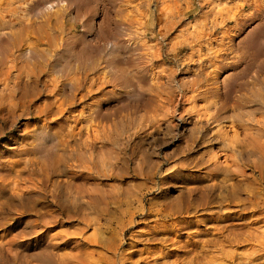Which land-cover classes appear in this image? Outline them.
<instances>
[{"label": "rangeland", "instance_id": "obj_1", "mask_svg": "<svg viewBox=\"0 0 264 264\" xmlns=\"http://www.w3.org/2000/svg\"><path fill=\"white\" fill-rule=\"evenodd\" d=\"M56 1L0 0V43L46 54L0 63V264H264V98L202 95L243 65L206 56L264 54V0ZM110 34L121 71L87 70Z\"/></svg>", "mask_w": 264, "mask_h": 264}, {"label": "bare ground", "instance_id": "obj_2", "mask_svg": "<svg viewBox=\"0 0 264 264\" xmlns=\"http://www.w3.org/2000/svg\"><path fill=\"white\" fill-rule=\"evenodd\" d=\"M59 1V4L61 6H68L70 4H73L74 1L72 0H57ZM56 1V2H57ZM76 1H79V3L81 2H84L85 0H76ZM42 2V1H41ZM87 2V1H86ZM53 2H51L52 4ZM39 3H37L38 5ZM58 4V3H57ZM78 4V3H77ZM76 5V4H75ZM86 5V4H85ZM48 7H51L50 4H44V3H41L39 5V7H37L36 9L34 10H37L35 11L36 13L42 15L43 11L45 8H48ZM54 7V6H53ZM52 7V8H53ZM84 7V6H81V8ZM31 8V7H30ZM34 8V7H33ZM33 8L31 9V11L33 10ZM78 8V6H77ZM28 9V8H26ZM34 10L30 13H33ZM45 10H48V9H45ZM50 10V8H49ZM48 10V11H49ZM78 11V9H76V12ZM29 12V11H28ZM45 13V12H44ZM94 14V13H93ZM49 15V14H48ZM93 16V15H92ZM75 17L77 19H79V13H75ZM173 17V16H172ZM188 17V16H187ZM158 18V17H157ZM168 18V17H167ZM49 19V18H48ZM81 19V18H80ZM91 19V18H90ZM164 20V19H163ZM164 21H167V20H164ZM169 22H171V20H168ZM168 21H167V25H168ZM172 21H175V20H172ZM9 22V21H8ZM33 22V21H32ZM39 23V22H38ZM93 23V22H92ZM165 23V22H164ZM3 24H5L3 22ZM86 24H90V26H92L91 22H89V18L86 19ZM106 22L103 21L101 22L100 24H98V26L96 25V29L98 30V32L100 33H104L102 31V29H104V26H106ZM166 24V23H165ZM165 24H162L164 26H166ZM171 24V23H170ZM175 25V23H173ZM173 24H171V27L174 26ZM34 25V24H33ZM162 25H160L162 27ZM185 25V24H183ZM103 26V27H102ZM164 26L162 27V29L164 30ZM169 26V25H168ZM27 27H30L29 25H26V28ZM42 27V26H41ZM58 27V26H57ZM102 27V28H101ZM32 28V27H31ZM56 28V27H55ZM93 28V27H92ZM112 28V26H111ZM168 29L170 27H167ZM33 29V28H32ZM31 29V30H32ZM95 29V30H96ZM161 29V28H160ZM167 29L166 32L164 33H167L169 30ZM37 31V29H35ZM166 30V29H165ZM200 31V30H199ZM30 32V31H28ZM33 32V30H32ZM35 32V31H34ZM33 32V33H34ZM163 32V31H162ZM37 33V32H36ZM198 33V32H197ZM196 33V35H197ZM98 34V33H97ZM56 35V34H55ZM103 35V34H101ZM195 35V34H194ZM163 36V35H162ZM190 36V35H189ZM192 37H195V36H192ZM191 37V38H192ZM197 37V36H196ZM200 37V36H199ZM190 38V39H191ZM116 39L115 36L111 35L110 34V38H108L105 42H104V50L105 52L103 51H99V48L97 45H93V48H92V51L90 54L87 55L86 52H82L81 54V58H87L89 57L90 58V62H91V66H89V68L87 70H94L96 68V66H98V55L102 52V54L106 55V59H105V62H106V65L110 68V70H112V73H116L118 71H121V63L120 62L121 60L117 59V56L118 54L116 55V53L113 51V49H116L115 46V42L112 41ZM196 40V38H194ZM50 42L49 46H53L51 43L50 40H48ZM198 41V40H196ZM200 42V41H199ZM195 43V41H194ZM263 43V42H261ZM197 44V43H196ZM212 44V43H211ZM264 44V43H263ZM118 45V44H117ZM60 46V45H59ZM103 47V46H102ZM184 47L186 46H181L180 49L183 50ZM241 49L243 50L241 55L236 58V60H232V61H227L225 59V53H223L224 55L222 56L221 58V55L219 57L220 60L216 59V54L215 55H208L206 56V58L203 60V61H207L209 60V62L211 61L212 64L216 63L217 65L213 72L218 73L220 71H223L225 70L226 68H231L232 66H235V64L239 61H241L243 63V65L239 68V70H237L236 72L234 73H230L229 75H226L225 78H223L221 81H222V84L221 86L220 85H211V82H210V86L209 87H206L204 92L202 93L203 97L205 99H208L209 97H215L216 98V101H213L212 103L209 102V105H207L208 108H211L213 109L212 112H209L208 113V117L211 118V121L213 122H222V121H225L226 118H228L229 116H231L230 114L231 113V110L233 109H242L243 106H245L246 104H243L242 103H249V102H252V101H257L261 106L263 105V93L260 91V87L264 90V54L263 53H257L255 51V47L254 45L250 42V41H245L243 44H241ZM262 47V46H261ZM193 48V47H192ZM54 49V48H52ZM262 49V48H261ZM260 49V50H261ZM103 50V48H102ZM156 50V49H155ZM209 50V49H208ZM207 50V51H208ZM197 51V50H196ZM258 51V50H257ZM157 52V51H156ZM200 52V51H199ZM3 55L1 56V60H0V63H9V62H13V61H16V59H25V60H28V61H32V60H37L39 59V61H35L37 62V64H39V71L38 72H41L43 70V66L46 64V54L44 53V51L40 48H38L37 46H33V48H28V49H24L22 52H19L17 54H13L12 51H11V46L9 44H6L5 42H2L0 43V54ZM203 53V52H201ZM215 53V52H214ZM222 53V52H221ZM155 53H152L151 56H155L153 55ZM101 55V54H100ZM157 55V54H156ZM205 55V54H204ZM227 55V54H226ZM110 56V57H109ZM188 57H186L188 60H191L190 58L192 57L191 55H187ZM156 57V56H155ZM153 58V57H151ZM45 59V60H44ZM101 59V58H100ZM134 59V58H133ZM198 59V57L196 58ZM203 59V58H202ZM24 60V61H25ZM186 60V59H184ZM21 61V60H20ZM23 61V62H24ZM83 61V60H82ZM123 61V60H122ZM203 61L201 59H198V66L200 67L203 63ZM183 62V61H182ZM196 62V60H195ZM204 62V64H206ZM24 64V63H23ZM203 64V65H204ZM139 65V64H137ZM239 65V63H238ZM20 66V65H19ZM142 66V64H141ZM214 66V67H215ZM255 69H253L255 72L251 73L250 74V79H249V74H247V72L249 71L248 69L250 67H252ZM29 67V66H28ZM206 67V66H205ZM237 67V66H236ZM142 68V67H141ZM143 69V68H142ZM201 69V68H200ZM228 70V69H227ZM8 71L7 70V73L5 74H8ZM144 71V70H143ZM226 71V70H225ZM18 74V73H17ZM2 75V74H1ZM210 75V74H209ZM8 76V75H7ZM10 76V75H9ZM16 76V74H15ZM132 76V75H131ZM208 76V75H207ZM116 77V74H114V76H112V79H115ZM3 77H1L2 79ZM9 78V77H8ZM17 78V77H15ZM212 78V77H211ZM210 78V79H211ZM209 79V81H210ZM214 79V78H213ZM5 80V79H4ZM218 80V79H217ZM216 80V77L215 79L212 81L214 82L215 84H217V81ZM6 81V80H5ZM208 81V80H207ZM217 81V82H216ZM8 82V81H7ZM13 82H14V79H13ZM193 82V81H192ZM197 82V81H196ZM6 83V82H5ZM209 83V82H208ZM219 84V83H218ZM191 85V84H190ZM257 85H260V87H258ZM201 86V85H200ZM207 86V84H206ZM258 87V88H257ZM221 88V89H220ZM216 104H215V103ZM215 104V105H214ZM260 106V107H261ZM207 109V108H206ZM208 112V110H207ZM206 113V112H205ZM208 122V121H207ZM205 128V131L207 130V125L204 127ZM255 148H256V145H255ZM218 158V157H217ZM213 159H216V156L214 155L213 156ZM212 172L216 173L218 172V167L217 166H214L212 167ZM259 219L261 220H264V216L260 217ZM23 264V263H21Z\"/></svg>", "mask_w": 264, "mask_h": 264}]
</instances>
